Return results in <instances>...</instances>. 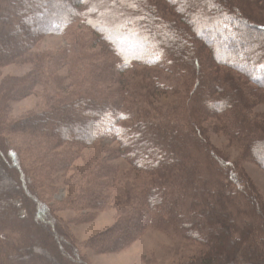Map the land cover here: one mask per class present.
I'll list each match as a JSON object with an SVG mask.
<instances>
[{"label":"trees","instance_id":"obj_1","mask_svg":"<svg viewBox=\"0 0 264 264\" xmlns=\"http://www.w3.org/2000/svg\"><path fill=\"white\" fill-rule=\"evenodd\" d=\"M245 161L264 170V0H0V264H92L149 229L172 264H264Z\"/></svg>","mask_w":264,"mask_h":264},{"label":"rangeland","instance_id":"obj_2","mask_svg":"<svg viewBox=\"0 0 264 264\" xmlns=\"http://www.w3.org/2000/svg\"><path fill=\"white\" fill-rule=\"evenodd\" d=\"M51 45L62 44L59 37H51L46 40ZM23 66H10L4 72L21 73ZM33 102L31 98L23 101L14 102L15 110H22L30 106ZM210 140L215 146L226 149L232 157L237 156V149L230 145L224 135L210 132ZM243 168L257 186L262 198L264 199V170L252 161L242 162ZM63 192L55 197L60 198ZM66 213L64 217H67ZM109 214H101L95 221L89 224L71 225L72 231L78 239L84 240L99 232L110 224ZM173 241L161 230L149 229L139 238L134 240L127 247L115 251L100 253L90 247H85L83 251L88 256L92 264H148V261H155V264H172V261H183L180 255V247L173 246Z\"/></svg>","mask_w":264,"mask_h":264}]
</instances>
